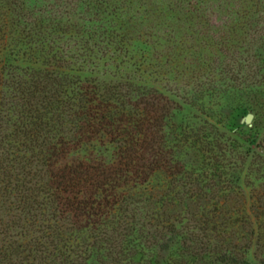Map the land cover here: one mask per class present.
I'll return each instance as SVG.
<instances>
[{
	"label": "trees",
	"instance_id": "16d2710c",
	"mask_svg": "<svg viewBox=\"0 0 264 264\" xmlns=\"http://www.w3.org/2000/svg\"><path fill=\"white\" fill-rule=\"evenodd\" d=\"M38 11L47 15L18 31L33 37L17 51L31 72L11 102L0 90V264H251L250 254L264 264V147H253L257 132L219 136L212 108L246 92L264 107V0H65ZM150 62L165 70L163 90L146 83ZM166 66L191 88L174 96L207 126L166 136L181 110L162 92L172 91ZM101 69L118 82L82 77ZM99 142L120 160L56 168ZM167 165L172 177L207 168L229 178L214 190L165 187L156 175Z\"/></svg>",
	"mask_w": 264,
	"mask_h": 264
},
{
	"label": "rangeland",
	"instance_id": "374dc122",
	"mask_svg": "<svg viewBox=\"0 0 264 264\" xmlns=\"http://www.w3.org/2000/svg\"><path fill=\"white\" fill-rule=\"evenodd\" d=\"M25 2L24 10L21 9V2ZM65 0H0V90L3 94H5V100L4 102H11L12 95L18 96V84L22 82L23 78L27 79L28 73L31 71L27 69V66L23 63H21V59H25L27 62L31 61V57L29 58L26 56H21L17 54L18 49L22 45V43H30L32 44L33 37H25L28 30L31 29V23L35 19V17H40L44 15H47L45 13H41L38 10L39 9H46L49 5L57 3L63 4ZM70 1V0H68ZM48 9V8H47ZM27 11H33L34 13L27 17H21L20 14L27 13ZM221 14L218 13L219 17ZM21 21V27H17L15 22L17 20ZM7 23V24H6ZM221 24V22H219ZM28 25V26H27ZM7 26V27H6ZM25 30L26 34L22 36V34L19 36L18 31ZM198 32V31H196ZM181 32L180 36H182ZM30 34V33H29ZM198 34L196 33L195 36ZM22 37V38H20ZM184 37V36H183ZM201 37V36H200ZM24 39V40H23ZM196 39H199L197 43L200 42L201 38L196 37ZM196 42L194 44H197ZM193 44L192 40L185 39L184 40V46H191ZM183 46V47H184ZM166 51V49H165ZM206 55L209 58L214 59V56H212V53L209 50L203 49V55ZM29 58V59H28ZM166 62V58L163 60ZM215 61V60H214ZM151 66L147 68L146 73L144 74V77L146 79L147 85L152 89H162L161 83L165 85V82H161V71L165 72L161 66H155V62H150ZM216 63V62H215ZM212 65V64H211ZM17 67L25 68L24 70H18ZM107 69H111L108 67ZM167 70V73L170 72V68L166 66L165 68ZM158 71L155 73L154 71ZM107 70L101 69L99 72H95L94 74L91 73H84L82 74V77L87 78H95L99 81L108 82L112 84H116L118 82L116 79L118 78H112L108 73H106ZM132 76L135 75L136 77H139L140 74L136 72V74H133L131 72ZM23 75V76H22ZM25 75V76H24ZM134 77V76H133ZM166 77L169 80V88L172 91H162L165 96L169 99L170 102H173L170 107H180V112H173L175 114V118L173 119L172 123H175V127H173L174 131H170L168 129H165L166 136L170 137L169 134H173L177 136L178 134L184 133L185 125L190 126L193 130L196 131L197 128H203L206 124L198 122V120L195 118L198 115V112L187 106L184 105L181 100L174 96L173 93L174 89L182 88L186 91H190L189 88H184L180 85L181 82L179 80H174L175 77L173 74L168 73ZM162 84V85H163ZM221 89H225L224 87ZM163 90V89H162ZM159 97V96H158ZM9 100L7 101V99ZM253 95L248 94L246 92L244 94V97L239 99L237 102H226L225 99H222L221 101H217L216 104L212 105V108L214 111H217V114L213 117V122L215 126L217 127L218 135L223 136V138H236V136H242V137H252L257 132L258 140L254 144V149L257 152H262L261 146L264 147V107L261 108L259 105H256L253 100ZM155 97H151V100H149L150 103H154ZM157 100V99H156ZM18 101V99H16ZM165 103V100L161 102V105ZM253 103V106H252ZM229 106V107H228ZM1 108V107H0ZM8 108V105L7 107ZM2 115V114H1ZM251 115L252 119L249 123H247V117ZM4 121L0 122V127L4 125ZM170 124V123H168ZM181 125H183L181 131ZM179 126V127H178ZM207 126V125H206ZM252 128V129H251ZM68 126H65V130L63 128V131L65 132L64 137L68 136ZM188 128H186V132H188ZM6 132L3 127V132ZM105 135V134H104ZM165 136V137H166ZM107 138H102V140H109V141H115V136L106 135ZM179 139V137H178ZM222 139V138H221ZM168 141V139H167ZM101 142L96 143V146L92 144L90 147L87 148V150H80L77 148L72 149L69 153L62 155L58 161L56 162V168L61 169L65 166H77L79 163L87 162L93 163V160L98 161L103 160L105 164H108L111 162V160H120V157L118 155V150H115V148H112L109 144L106 145H99ZM107 143V142H104ZM259 143V144H258ZM166 145L168 147L170 146L167 142ZM174 145L176 146L175 156L176 159H181V148L182 143L175 141ZM185 146V144H183ZM256 145H258L256 147ZM94 149H93V147ZM256 147V148H255ZM184 153L188 154V149L182 150ZM186 151V152H185ZM192 151V152H191ZM191 153H189V158L192 159V161L196 160V155L194 154L193 150H190ZM152 151L148 152L147 160L149 161V164L151 163L153 157ZM220 155V154H218ZM169 158V157H167ZM224 157L222 156L218 157L219 163H224ZM147 165L148 162H145ZM148 164V165H149ZM193 168H179L177 176H171L174 172L170 170L168 165L165 167L164 172L161 175H156L157 180H161L162 183L165 185V187H176L177 189H188L195 186H208L212 190L217 189L219 187L223 188L225 187V181L229 178L227 175H225V172H218L216 171L213 173L212 170H207V168H203L201 170H191ZM190 171V172H188ZM176 179V181H173ZM242 183V182H241ZM138 198V197H137ZM129 199L124 203V206H128L130 208H133L135 199ZM141 205V203H140ZM139 206V205H136ZM249 261L251 264H257L255 259L253 258L252 254L248 256Z\"/></svg>",
	"mask_w": 264,
	"mask_h": 264
},
{
	"label": "water",
	"instance_id": "95a60500",
	"mask_svg": "<svg viewBox=\"0 0 264 264\" xmlns=\"http://www.w3.org/2000/svg\"><path fill=\"white\" fill-rule=\"evenodd\" d=\"M252 119V116L251 115H249L248 117H247V123H249L250 122V120Z\"/></svg>",
	"mask_w": 264,
	"mask_h": 264
}]
</instances>
